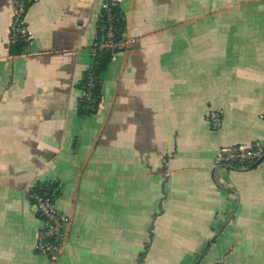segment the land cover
I'll return each mask as SVG.
<instances>
[{"label": "crops", "instance_id": "1", "mask_svg": "<svg viewBox=\"0 0 264 264\" xmlns=\"http://www.w3.org/2000/svg\"><path fill=\"white\" fill-rule=\"evenodd\" d=\"M103 1L35 0L11 56L17 0H0V264H53L35 251L42 181L71 218L55 264H264V160L213 167L264 138V0H114L127 47L83 116Z\"/></svg>", "mask_w": 264, "mask_h": 264}, {"label": "built area", "instance_id": "2", "mask_svg": "<svg viewBox=\"0 0 264 264\" xmlns=\"http://www.w3.org/2000/svg\"><path fill=\"white\" fill-rule=\"evenodd\" d=\"M25 1L20 0L17 4V14L25 12ZM120 5L114 0H104L102 10L97 22L96 31L101 38L93 43L91 49V66L88 70V80L84 89H81L79 103L85 105L86 110L97 112L100 99L93 90L102 85V78L92 72L95 68L100 50L107 49L113 54L123 51L127 47V21L125 14H120L116 19L126 23L123 38H116L114 31L115 16L113 10ZM23 24V22H22ZM26 41H31L32 36L26 28L20 30ZM264 115V114H263ZM207 122L213 131H218L223 126V113L220 110H210L207 114ZM264 160V138L258 139L246 145H230L221 147L214 158L213 167L217 168H242L251 169ZM60 196V188L56 182L42 181L35 184L28 193L30 202L36 215L43 225L38 231L35 251L47 257L51 263L58 262L65 243L69 237L71 218L59 210L57 202Z\"/></svg>", "mask_w": 264, "mask_h": 264}, {"label": "trees", "instance_id": "3", "mask_svg": "<svg viewBox=\"0 0 264 264\" xmlns=\"http://www.w3.org/2000/svg\"><path fill=\"white\" fill-rule=\"evenodd\" d=\"M19 1L20 0H17V4ZM34 2H35V0H26L25 1V12L21 15L17 14V10H16L13 29L11 32L10 41L8 43V50H9V53L11 56H16V55L22 54L30 42V41H26V39L24 38V36L22 34V31L20 32V30L26 28L25 17H26L27 11L34 4ZM120 14H124L121 7L115 8L113 10V16H115V22H114L115 37L119 38V39L123 38L124 29L126 26V23L124 21L116 19L118 16H120ZM22 22H23V24H22ZM100 38H101V34L99 33V31H96V41H99ZM113 56H114V54L110 50H107V49L100 50L99 55L96 58L97 64L92 71L95 74V76L102 78L103 74L105 73L109 64L111 63ZM87 80H88V71L84 74V76H83V78L79 84L80 89L85 88V85L87 84ZM93 93L97 97H99V99L101 101L102 85L97 86L93 90ZM78 111L83 116H87V115H91V114L96 113V112L91 111V110H86L85 105L81 102L79 103Z\"/></svg>", "mask_w": 264, "mask_h": 264}]
</instances>
